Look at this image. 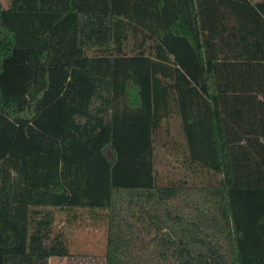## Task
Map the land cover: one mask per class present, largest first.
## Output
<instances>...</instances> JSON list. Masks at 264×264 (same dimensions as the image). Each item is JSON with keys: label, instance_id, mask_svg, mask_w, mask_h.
Here are the masks:
<instances>
[{"label": "trees", "instance_id": "trees-1", "mask_svg": "<svg viewBox=\"0 0 264 264\" xmlns=\"http://www.w3.org/2000/svg\"><path fill=\"white\" fill-rule=\"evenodd\" d=\"M79 209L106 264H264V1L0 0V264Z\"/></svg>", "mask_w": 264, "mask_h": 264}, {"label": "rangeland", "instance_id": "rangeland-1", "mask_svg": "<svg viewBox=\"0 0 264 264\" xmlns=\"http://www.w3.org/2000/svg\"><path fill=\"white\" fill-rule=\"evenodd\" d=\"M1 2L4 6H8L10 0H1ZM172 130H174V134H177L174 124H172ZM172 136L175 137V135ZM167 140L170 141L164 127L156 141L158 144L156 166L161 178L165 180L168 177L175 176L173 178H177L185 174L184 169L177 162L175 154L167 153V149L163 145ZM66 213L57 212L56 229L63 232L68 239L71 255L69 257H53L50 264H106L107 223L101 219H93L91 214L84 209ZM76 214L78 215L77 219H73Z\"/></svg>", "mask_w": 264, "mask_h": 264}, {"label": "crops", "instance_id": "crops-1", "mask_svg": "<svg viewBox=\"0 0 264 264\" xmlns=\"http://www.w3.org/2000/svg\"><path fill=\"white\" fill-rule=\"evenodd\" d=\"M264 0H253V2L258 3V2H263Z\"/></svg>", "mask_w": 264, "mask_h": 264}]
</instances>
